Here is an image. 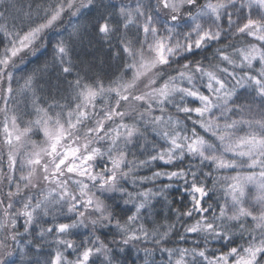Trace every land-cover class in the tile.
<instances>
[{
    "label": "snow or ice",
    "instance_id": "6c2138e0",
    "mask_svg": "<svg viewBox=\"0 0 264 264\" xmlns=\"http://www.w3.org/2000/svg\"><path fill=\"white\" fill-rule=\"evenodd\" d=\"M0 264H264V0H0Z\"/></svg>",
    "mask_w": 264,
    "mask_h": 264
}]
</instances>
